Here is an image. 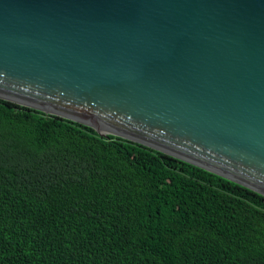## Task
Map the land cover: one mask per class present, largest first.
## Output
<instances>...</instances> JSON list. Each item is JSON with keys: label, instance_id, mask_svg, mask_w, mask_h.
<instances>
[{"label": "water", "instance_id": "1", "mask_svg": "<svg viewBox=\"0 0 264 264\" xmlns=\"http://www.w3.org/2000/svg\"><path fill=\"white\" fill-rule=\"evenodd\" d=\"M0 100L264 196V0H0Z\"/></svg>", "mask_w": 264, "mask_h": 264}, {"label": "trees", "instance_id": "2", "mask_svg": "<svg viewBox=\"0 0 264 264\" xmlns=\"http://www.w3.org/2000/svg\"><path fill=\"white\" fill-rule=\"evenodd\" d=\"M0 264H264V196L0 100Z\"/></svg>", "mask_w": 264, "mask_h": 264}]
</instances>
